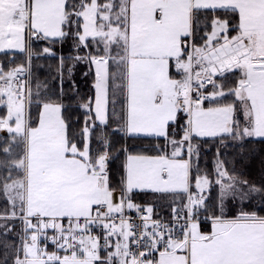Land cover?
<instances>
[{"label":"snow or ice","instance_id":"6c2138e0","mask_svg":"<svg viewBox=\"0 0 264 264\" xmlns=\"http://www.w3.org/2000/svg\"><path fill=\"white\" fill-rule=\"evenodd\" d=\"M206 9H222L231 17H214L211 32L197 45V14ZM26 34L53 41L72 37L77 48H88L91 41L96 54L75 59L94 66L95 100L94 106L92 98L79 105L85 111L82 141L70 137L61 103L43 102L33 127L26 114L31 89L26 97L25 81L20 79L24 66L7 72L0 68V105L7 108L0 116V130L9 137L0 153L15 157L0 160V169L8 173L0 177V193L12 206L8 218L20 219L24 233L14 264H264V216L244 211L231 218L224 214L228 197L244 200L260 195L264 200V187L229 174L217 160L220 214L208 217L211 230L203 232L198 213L207 210L203 192L210 181L197 175L193 191L190 180L196 151L193 137L264 138V0H0V49L28 51L30 59ZM43 53L52 54L47 47ZM173 66L179 78L173 77ZM234 69L240 77L225 91L214 77ZM206 85L213 91L207 92ZM227 95L239 101L243 126L235 119V103L219 102ZM206 100L216 106L204 107ZM109 104L114 134L165 141L155 146L157 155L119 149L127 155L118 203L108 171L112 141L101 132L95 154L91 147L96 122L109 125ZM181 113L187 116L180 126L183 135L179 140L170 138L169 128L178 124ZM185 144L189 159L182 158ZM133 189L186 193L184 215L173 209L176 223L181 219L184 223L173 231L159 221L149 224L148 215L142 217L143 230L137 234L123 215L125 206L141 211L131 201ZM144 211L151 214L152 207ZM114 213L120 214L119 225L105 223ZM92 224L103 227L105 249L113 235L120 238L104 260L99 237L91 235ZM48 229L55 234L48 237ZM41 236L70 254L48 252L40 246ZM141 241L146 242L145 250L133 252L130 244ZM161 243L159 259H147Z\"/></svg>","mask_w":264,"mask_h":264},{"label":"trees","instance_id":"16d2710c","mask_svg":"<svg viewBox=\"0 0 264 264\" xmlns=\"http://www.w3.org/2000/svg\"><path fill=\"white\" fill-rule=\"evenodd\" d=\"M71 2V0H70ZM214 17H219L221 19L230 18L231 13H226L222 9L212 10L206 9L201 10L197 14L198 27L196 30L195 43L200 45L203 43L201 37L204 36L206 32H211V21ZM231 32L230 35H233ZM75 41L72 37L64 38L63 40L56 39H36L35 37L29 42V49L33 55L29 59V72H30V84L32 85V103L28 107V119H34L32 125L37 124L39 118V111L42 107L43 102L52 101L55 103H61L64 107L62 108V115L68 124L69 135L74 137L76 141H82V137L79 135L80 131L84 127V109L80 108L79 105L86 102L89 98L92 101L95 97V89L93 88V83L95 79V74L92 66L87 63L88 72H84L80 75V71L77 74H73L71 81L61 80L60 73L67 72V67L69 68L71 59L70 57L73 52ZM47 47L53 51L54 54H44L43 49ZM96 54V52L92 53ZM70 56V57H68ZM63 58L64 64L61 69L60 58ZM26 52L25 51H1L0 52V65L4 71H8L11 67H17L19 65H25ZM83 71V66H82ZM173 77L179 78L176 75L175 68L172 69ZM81 76V77H80ZM240 73L238 70H233L232 72L225 73L224 76L214 77L216 82L223 83L225 86V91L228 88L233 87L235 82L239 79ZM211 91L213 88L211 86ZM233 96L227 95L220 99V103L232 102ZM215 104L216 102H206L204 105ZM181 119L178 124L173 125L169 128L170 138H175L177 140L183 135L180 126L184 125L185 118L180 114ZM109 125L105 128L97 126L92 134L91 147L93 154H95L96 149L100 147V141L97 140V136L104 132L106 137L112 141L111 147V158L108 162V171L110 178V186L115 189V191L120 192L122 188L121 180L125 175L124 163L126 160L127 153L119 151L122 147H126L128 153L130 154H146V155H157L155 150L157 144L163 146L165 144L164 138H150V137H126L123 133H113V129L116 127L115 117L112 115V105L109 104ZM173 128L175 133H173ZM7 134H0V147L3 146L4 141L8 140ZM192 144L196 146V157L195 152L191 157L192 168L190 170L191 183L195 187L196 176H207L212 179L213 177V166L216 158L223 161L226 170L231 175H237L241 179H246L249 184H254L257 187H264V139L263 138H244V139H234L232 136L227 134L215 137H193ZM80 147L83 144L80 143ZM167 151L171 152V147L169 146ZM187 144L184 146L182 152V158H187ZM12 157H5L3 153H0V160L3 159H13ZM15 171H13L14 175ZM7 171L0 169V177L7 175ZM212 181L210 183L212 190L210 197H206V209H200L198 216L203 218H208L213 213L219 215L220 213L212 212L209 210V204L211 199L215 200L216 185ZM155 193L152 191L131 192V196L137 199L134 202L139 204H144L143 199H149L153 197ZM209 195V193L207 194ZM238 198V197H237ZM132 200V201H133ZM185 200V194L181 195L180 203ZM217 200V199H216ZM217 202V201H216ZM215 202V205H216ZM213 205V204H212ZM154 208V206H153ZM155 206L153 212L155 214H170L171 208L158 209ZM240 210V211H238ZM7 204L0 201V213L7 212ZM241 211L244 212H257L259 215L264 216V200H262L260 195H253L248 199L239 200L235 202L234 205L229 207V211L225 213L227 217H235ZM6 220L0 219V264H14V260L17 254V248L21 246V237L24 235L22 232L23 224L20 219H10ZM8 223V225H3ZM35 223V220H33ZM207 223H201L204 226ZM53 233L52 229H48L46 234L51 235ZM116 241L118 239H114ZM110 240V245L116 242ZM48 251L52 252L53 247L48 246ZM67 253L64 250H59L58 255H65ZM22 257V252L20 253ZM95 264H100V261H96ZM106 264V263H105Z\"/></svg>","mask_w":264,"mask_h":264},{"label":"rangeland","instance_id":"374dc122","mask_svg":"<svg viewBox=\"0 0 264 264\" xmlns=\"http://www.w3.org/2000/svg\"><path fill=\"white\" fill-rule=\"evenodd\" d=\"M99 2L100 3H103L104 2V0H99ZM34 37H31V36H29V35H27L26 34V36H25V47H26V49H29V42L33 39ZM89 47L88 48H85V47H83V46H81V47H79V48H77V47H75L74 46V48H73V52H74V54H72V56L70 57V56H68V57H70V59H71V63H70V66H69V68L67 67V72H65V73H60V75H61V80H63V81H71V82H73V80H72V77H73V74H77V71H80V75H83L84 74V72H88L89 73V70L86 68L88 65H87V63H88V61L87 60H76L75 58L77 57V56H81V57H84V56H87L88 55V53L89 52H91V53H94V52H97V49H96V46L95 45H92V43H91V41H89ZM101 48H102V45H101ZM1 51H21V50H19V49H0V52ZM115 51V50H114ZM26 52V59H25V65H29V56H28V51H25ZM52 52V54H54L53 53V51H51ZM61 59H62V57L60 58V66H61ZM63 64H64V61H63ZM82 66H83V71H82ZM0 68H1V65H0ZM11 68H14V67H11ZM69 69H71V72H69ZM81 77V76H80ZM216 77H219V75H217ZM31 89V93H32V85L31 84H29V87L28 88H26L25 87V95H26V97H27V92H28V89ZM31 99H32V96H31ZM233 101L232 102H234L235 103V105H236V108H237V110H238V104H237V102H236V99H235V97L233 96ZM28 107L29 106H27V100H26V114H27V118H28ZM239 107H240V103H239ZM6 112H7V108H6V106L5 105H0V116H3V115H5L6 114ZM237 112V111H236ZM33 122H34V119H30V121H29V123L31 124V126H36V124L35 125H32L33 124ZM38 123V122H37ZM0 134H7L8 135V133L6 132V130H0ZM184 150V149H183ZM17 151H19V150H17ZM183 152V151H182ZM196 153H197V151L195 152V157L197 156L196 155ZM188 154V153H187ZM183 159H189V156L187 157V158H183ZM217 160H220L219 158H216V161L214 162V168H213V177H212V179L213 180H211V178H209L208 177V179H209V181H210V183L213 181L215 184L214 185H216V192L217 193H215V200L213 201L212 199H211V203L208 205L209 206V210L211 209V211L212 212H218V213H220V207H219V199H218V197H219V185L218 184H216V180L218 179V174L216 173V171H215V168H216V162H217ZM221 161V160H220ZM191 163H192V161H191ZM225 167V166H224ZM226 169V168H225ZM229 173V172H228ZM230 174V173H229ZM17 175V172L15 171V173H14V175L13 176H16ZM225 182H227V181H225ZM211 190H212V187H211V185H209L208 187H206V189H205V198L206 197H210V193H211ZM150 192V191H149ZM153 192V191H152ZM153 193H155V195L153 196V197H151V198H149V199H143L144 201H143V203H145V205L144 204H139V203H136V202H134V200L136 201L137 199H139V198H136V197H134V196H131V193L129 194L130 195V198H131V201H132V203L134 204V205H138V206H143V207H149V206H151L152 207V209H154L155 208V206H157V207H159L160 209H165V208H172L173 206H178L179 204H181L180 203V201H181V197H178L176 194H174V193H156V192H153ZM209 193V195H207ZM119 196H120V192H118V191H115V194H114V202H119ZM217 199V200H216ZM241 201V199H239V198H232V197H228L225 201H224V214L227 212V211H229V207L230 206H232V205H234L235 204V202H237V201ZM0 201L1 202H4L5 204H7V208H8V211L7 212H2V213H0V219H2V220H6V221H8V220H10V218H8V217H10L11 216V212H12V206H11V204H10V202L8 201V199H7V197H5L2 193H0ZM217 201V202H216ZM215 202H216V205H215ZM125 203H127V202H125ZM213 204V205H212ZM206 205H207V203H206ZM153 206H154V208H153ZM158 208V209H159ZM238 211H240V210H238ZM6 221H4V222H6ZM3 222V225H8V223H4ZM64 224V223H63ZM65 226V225H64ZM66 227V226H65ZM46 232H47V230H46ZM47 235V234H46ZM42 238H43V236H41ZM119 238V237H118ZM118 238H114V239H118ZM114 239H112V240H114ZM120 239V238H119ZM114 241H116V240H114ZM118 241H116L114 244H113V246H110V247H108L107 249H105V244L104 245H100V250H99V254H100V256H101V260H104V258L105 257H107V255H108V252H110V251H112V252H114L115 251V244L117 243ZM106 263V262H105Z\"/></svg>","mask_w":264,"mask_h":264},{"label":"built area","instance_id":"2783aa9c","mask_svg":"<svg viewBox=\"0 0 264 264\" xmlns=\"http://www.w3.org/2000/svg\"><path fill=\"white\" fill-rule=\"evenodd\" d=\"M24 68H25V72L23 74H21L20 79L25 81V87L28 88L29 82H30V74H29L28 65L24 66ZM194 88H195V83H194ZM210 88H211V85H206L207 92H211ZM205 102H208V101L206 100V101H204V103ZM181 115L185 119H187V116L184 113H181ZM192 190L196 191L193 188H192ZM186 202H187V194H186L185 201L182 204L175 207V209L181 210L180 211L181 216L184 215L183 206ZM140 208H141V211H137L136 208L128 209L127 207H125L124 213H123L125 219H128L134 225V231L137 234L143 230V228H142V217L148 216V215L151 216V219L149 220V224H151L152 221H159L162 225H167L168 227H172L173 231L177 230V228L179 227V224L184 223L183 219H181L178 224L176 223L173 211L167 215L166 214H155L153 211L151 214H149L146 211H144V209H146V208H144V207H140ZM93 215H95V212H93ZM206 221H207V219L198 216V222L199 223L206 222ZM64 222L67 224V227H68V220L65 219ZM104 222L105 223L112 222V223L119 225L120 214L114 213L113 218L111 220H105ZM80 223H83V219H81ZM89 228L91 230V235L94 237H99V244L104 245L105 241H104V229H103V227L97 226L96 224H92V225H89ZM149 230H151V229H149ZM54 234L55 233L53 232L51 235H48V237H51ZM87 234L88 233H84V235H87ZM117 237H119L118 234L113 235L111 238L114 239ZM145 243H146L145 241H141L140 245L130 244V248L132 249L133 252L138 253L139 251L145 250V248L143 247V245ZM40 246L41 247L52 246L54 251L63 250V249H57L56 245L53 244L50 239L45 240L44 237L43 238L40 237ZM157 247H158V250H154L151 255L147 256V259H159V252L164 250V245H163V243H161ZM68 254H70V253H68Z\"/></svg>","mask_w":264,"mask_h":264},{"label":"crops","instance_id":"0c3cea01","mask_svg":"<svg viewBox=\"0 0 264 264\" xmlns=\"http://www.w3.org/2000/svg\"><path fill=\"white\" fill-rule=\"evenodd\" d=\"M233 35H235V33L233 34ZM222 42V41H221ZM92 66V65H91ZM92 69H93V71H94V74H95V69H94V66H92ZM94 100H95V97H94ZM94 100H93V106H94ZM236 102H237V104H238V110H237V112L235 113V119L236 120H238V121H240V123H241V126H243V124H244V116H243V112L240 110V107H239V101H237L236 100ZM212 106H216L215 104L213 105V104H208V105H204V107H212ZM98 122V121H97ZM99 123V122H98ZM206 137H209V136H206ZM251 138H257V137H251ZM264 139V138H263ZM133 155H136V154H133ZM134 191H138V192H143V191H153V192H156V193H174V194H176L178 197H181V195H183V194H185V193H183V192H180V191H177V192H172V191H168V192H158V191H154V190H152V189H133L132 190V192H134ZM176 206H173L172 208H171V211H173V209L175 208ZM228 218H231V217H228ZM65 219H67V218H64L63 220H65ZM62 220V221H63ZM200 229H201V231H203V232H208V231H210L211 230V221H208L207 222V224H205L204 226H201V224H200ZM48 251V250H47ZM48 252H50V251H48ZM57 252V251H56ZM58 254V253H57ZM94 264H95V262H94Z\"/></svg>","mask_w":264,"mask_h":264}]
</instances>
